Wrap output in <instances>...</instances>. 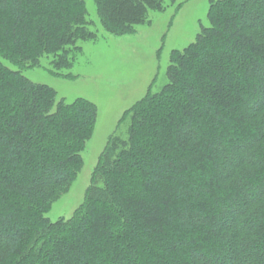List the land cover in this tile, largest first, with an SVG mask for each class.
<instances>
[{"label":"trees","instance_id":"obj_1","mask_svg":"<svg viewBox=\"0 0 264 264\" xmlns=\"http://www.w3.org/2000/svg\"><path fill=\"white\" fill-rule=\"evenodd\" d=\"M90 1L113 35L166 9ZM207 18L124 112L72 217L51 221L98 110L22 70L49 57L73 77L96 22L87 0H0V264H264V0H209Z\"/></svg>","mask_w":264,"mask_h":264},{"label":"rangeland","instance_id":"obj_2","mask_svg":"<svg viewBox=\"0 0 264 264\" xmlns=\"http://www.w3.org/2000/svg\"><path fill=\"white\" fill-rule=\"evenodd\" d=\"M166 9L149 13L150 22L139 25L132 34L113 35L105 31L87 0L88 18L98 34L92 41L80 42L82 53L65 69L73 77L52 70L49 57L22 73L32 81L47 84L57 99L67 102L85 97L97 106L93 132L82 152V161L71 181L61 185L49 204L51 220L69 219L83 202L92 181L99 156L112 134L124 136V112L148 90L158 92L167 82V67L173 51L194 41L202 26L208 25L209 0H164Z\"/></svg>","mask_w":264,"mask_h":264}]
</instances>
